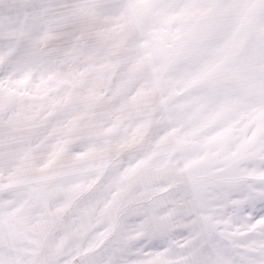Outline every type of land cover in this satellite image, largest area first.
Returning a JSON list of instances; mask_svg holds the SVG:
<instances>
[{"label":"snow or ice","instance_id":"snow-or-ice-1","mask_svg":"<svg viewBox=\"0 0 264 264\" xmlns=\"http://www.w3.org/2000/svg\"><path fill=\"white\" fill-rule=\"evenodd\" d=\"M0 264H264V0H0Z\"/></svg>","mask_w":264,"mask_h":264}]
</instances>
